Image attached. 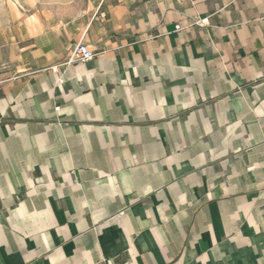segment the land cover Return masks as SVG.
Instances as JSON below:
<instances>
[{
	"label": "crops",
	"instance_id": "1",
	"mask_svg": "<svg viewBox=\"0 0 264 264\" xmlns=\"http://www.w3.org/2000/svg\"><path fill=\"white\" fill-rule=\"evenodd\" d=\"M0 81V264H264V0H23Z\"/></svg>",
	"mask_w": 264,
	"mask_h": 264
},
{
	"label": "built area",
	"instance_id": "2",
	"mask_svg": "<svg viewBox=\"0 0 264 264\" xmlns=\"http://www.w3.org/2000/svg\"><path fill=\"white\" fill-rule=\"evenodd\" d=\"M205 23L206 20H197L194 22L195 25H201V26L204 25ZM176 29L179 28L176 27ZM93 57H94L93 53L90 52L86 46L78 44L69 53L68 59L65 64H71L75 62L87 63L91 61Z\"/></svg>",
	"mask_w": 264,
	"mask_h": 264
},
{
	"label": "rangeland",
	"instance_id": "3",
	"mask_svg": "<svg viewBox=\"0 0 264 264\" xmlns=\"http://www.w3.org/2000/svg\"><path fill=\"white\" fill-rule=\"evenodd\" d=\"M23 0H0V18L12 15L14 4L21 3ZM27 1V0H25ZM40 4L59 3L63 0H35Z\"/></svg>",
	"mask_w": 264,
	"mask_h": 264
}]
</instances>
